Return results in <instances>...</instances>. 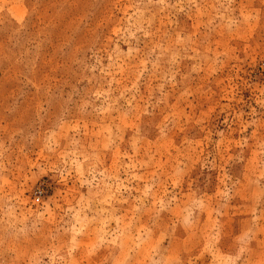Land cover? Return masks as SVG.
Instances as JSON below:
<instances>
[{"label": "rangeland", "instance_id": "1", "mask_svg": "<svg viewBox=\"0 0 264 264\" xmlns=\"http://www.w3.org/2000/svg\"><path fill=\"white\" fill-rule=\"evenodd\" d=\"M0 264H264V0H0Z\"/></svg>", "mask_w": 264, "mask_h": 264}]
</instances>
